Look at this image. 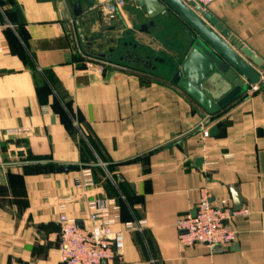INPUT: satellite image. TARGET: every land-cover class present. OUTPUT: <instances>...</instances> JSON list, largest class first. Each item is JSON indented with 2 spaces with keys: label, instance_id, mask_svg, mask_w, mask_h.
<instances>
[{
  "label": "crops",
  "instance_id": "crops-1",
  "mask_svg": "<svg viewBox=\"0 0 264 264\" xmlns=\"http://www.w3.org/2000/svg\"><path fill=\"white\" fill-rule=\"evenodd\" d=\"M100 2L82 0L75 17L72 0H0V264H61L62 207L89 224L98 198L119 206L124 264H264V90L209 115L172 82L189 26L161 15L180 35L156 52L144 26L133 37L139 18L122 9L108 20ZM207 11L264 60V0H215ZM130 48L151 63L121 55ZM88 56L109 66L90 71ZM202 188L234 208L233 189L248 210L228 223L239 239L222 249L177 242L176 222ZM140 221L142 231L126 228Z\"/></svg>",
  "mask_w": 264,
  "mask_h": 264
},
{
  "label": "built area",
  "instance_id": "built-area-1",
  "mask_svg": "<svg viewBox=\"0 0 264 264\" xmlns=\"http://www.w3.org/2000/svg\"><path fill=\"white\" fill-rule=\"evenodd\" d=\"M185 4L196 3L205 11L215 0H182ZM112 2V3H111ZM101 10L109 20L116 19L121 13L122 1L100 3ZM109 63L104 59L88 56L86 67L90 71L103 73ZM264 82V71L260 72ZM264 90L258 84L250 85L248 94ZM78 127V125H77ZM22 128H12L6 131L11 137L24 132ZM207 135L208 128L204 127ZM90 183V182H89ZM91 214L89 224H81L70 218L62 207L58 219L59 246L57 254L61 264H124L125 252L124 232H117L114 226L119 222V206L115 198H98L90 201ZM193 212L181 216L176 222L177 242L180 246L191 247L196 244L207 245L210 249H222L238 241L239 233L228 223L235 217L248 214V210L235 211L231 203L223 200L216 205L211 201L208 189H200V200ZM146 227L144 221L128 223V230L142 231Z\"/></svg>",
  "mask_w": 264,
  "mask_h": 264
},
{
  "label": "water",
  "instance_id": "water-1",
  "mask_svg": "<svg viewBox=\"0 0 264 264\" xmlns=\"http://www.w3.org/2000/svg\"><path fill=\"white\" fill-rule=\"evenodd\" d=\"M72 2L75 17H80L83 14L82 0ZM136 4L144 8L151 19L169 12L175 13L193 31L189 51L183 64L174 73L172 82L199 103L209 115L218 113L244 96L250 85L264 87L260 74L264 71V60L211 12L194 2L187 5L182 0H136ZM100 57L105 58L106 55ZM132 60L151 63L138 56ZM210 134L216 135L217 127H213ZM232 191L234 210L239 211L241 198Z\"/></svg>",
  "mask_w": 264,
  "mask_h": 264
},
{
  "label": "rangeland",
  "instance_id": "rangeland-1",
  "mask_svg": "<svg viewBox=\"0 0 264 264\" xmlns=\"http://www.w3.org/2000/svg\"><path fill=\"white\" fill-rule=\"evenodd\" d=\"M100 1H101L100 3L103 2L107 3L110 0H100ZM117 1H122V9L124 10V12L130 14V17H132V19H135V17L140 19L139 22L134 27L135 32L133 37L136 40H139L140 37H143V35L139 31L142 29L144 25H146L144 26L143 29L146 30L148 33L149 32L151 33L150 38H148V42L153 46V50H155L156 52L169 53V48L166 45L167 42L169 43L168 39L171 40L173 37H179L180 35V30L178 29L177 25L168 18H161L159 23L155 27L154 26L150 27L148 25V18H146L145 16V10H141L140 8L136 7L135 5L136 0H113V3ZM169 44H172L174 46L176 43L174 41H171V43ZM104 60L109 63L108 60L106 59Z\"/></svg>",
  "mask_w": 264,
  "mask_h": 264
},
{
  "label": "flooded vegetation",
  "instance_id": "flooded-vegetation-1",
  "mask_svg": "<svg viewBox=\"0 0 264 264\" xmlns=\"http://www.w3.org/2000/svg\"><path fill=\"white\" fill-rule=\"evenodd\" d=\"M161 15L160 16H158V17H156V18H153V19H151V18H149L148 17V25H150V26H156L158 23H159V21H160V19H161ZM163 17H168V18H172V12H169V13H167L166 15H164ZM162 23V22H161ZM145 26V25H144ZM135 47H136V45H135ZM121 55L122 56H125V57H130L131 59H133V57H135V56H138L137 54H136V52H134L133 50H132V48H130V49H123V51L121 50ZM148 60V59H147Z\"/></svg>",
  "mask_w": 264,
  "mask_h": 264
}]
</instances>
